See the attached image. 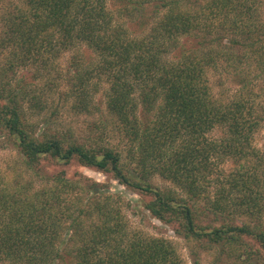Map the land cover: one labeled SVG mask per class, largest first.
I'll use <instances>...</instances> for the list:
<instances>
[{"label":"trees","instance_id":"trees-1","mask_svg":"<svg viewBox=\"0 0 264 264\" xmlns=\"http://www.w3.org/2000/svg\"><path fill=\"white\" fill-rule=\"evenodd\" d=\"M117 2L111 8L108 0H21L0 14L4 73L27 65L51 73L50 61L70 49L74 70L57 91L61 105L89 113V94L97 90L91 81L106 79L110 118L101 142L80 141L48 119L29 117L49 108L54 79H0V135L29 170L0 179V264H184L169 240L129 228L117 193L47 169L72 160L146 194V209L202 251L262 264L264 151L252 135L264 109L255 107L248 73L226 102L214 96L207 76L228 60L253 65L264 77L261 0ZM127 18H138L144 32L131 33ZM83 47L91 52L86 62ZM218 127L220 136L209 135ZM105 131L117 143H103ZM154 175L176 188L155 186Z\"/></svg>","mask_w":264,"mask_h":264},{"label":"rangeland","instance_id":"rangeland-1","mask_svg":"<svg viewBox=\"0 0 264 264\" xmlns=\"http://www.w3.org/2000/svg\"><path fill=\"white\" fill-rule=\"evenodd\" d=\"M12 2L21 3V0H0V14L9 4L11 5ZM108 3L111 8H116L118 6L117 0H108ZM261 3L262 5L260 11H258V15L261 17L260 20L264 22V0H261ZM137 19L132 20L127 18L125 22L131 33L141 34L144 30L140 28ZM187 42L192 43L189 40ZM6 52L7 50H0V79H8L7 75H10L17 79L19 78L18 81L21 84L32 81L43 84L54 79V81L50 83L51 88L48 90L50 93L47 95L49 108L42 111L39 115H29L31 121L42 122L48 119L51 122L52 128H57L59 132L63 131L66 134V131L69 130L72 131L80 141L92 139V142H95V139L101 142L100 135L103 133V128L105 124L109 125L110 123V118L105 106V92L108 90V82L106 79L97 80L93 78L91 81V83L94 84L97 81V90L89 94L92 101V111L89 113L74 112L68 108V105H61L62 98H59V94H57V91L66 89L70 78L69 70H74L73 66L69 67L70 57L72 55L70 49L61 51L50 61L51 73L41 69V67L27 65L24 67H17L14 73L8 72L6 74L2 70V63L5 62ZM79 53L83 54V61L86 62L91 52L88 48L83 47L80 48ZM244 73H248L253 79V82L250 83V88H252L253 91L255 107L257 109H264V77L257 75L253 65L247 67V65H241L234 61L223 60L211 66L207 70V76L212 93L216 98L222 99V101L225 102L233 99L236 96V91L238 92L240 87L237 85V81ZM47 85L48 84L44 85L45 88H47ZM52 106L54 109L58 110L54 115L50 112ZM221 131L222 128L218 127L213 129L209 135L218 137L222 134ZM108 135L107 131H105L101 136L103 138V143H108L110 145L117 143L116 137ZM252 139L254 145L264 151V119L260 123L259 128L252 135ZM231 164V161L228 160L223 164V167L227 168L228 165L231 166ZM43 165L49 166L47 161H44ZM47 169L49 171H60L63 169L68 177L77 178L81 175L99 181L102 185H105V188L117 193L120 196L122 212L126 217L129 228L132 231L169 240L176 248L184 264H213L215 258L218 259L217 264L237 263L233 262V259L225 254L219 255L217 251L204 252L201 248L195 247V243L177 234L173 225L164 223L155 218L146 209L145 203L149 199L146 194L132 191L128 187L120 184L109 173H104L94 167L82 165L77 160H72L67 164H61L56 167L53 166V168L48 167ZM13 171L29 170L24 169L19 163L17 159V150L13 147L10 139L0 135V179L3 181L11 180L13 175H16ZM151 181L155 186L160 188H176L171 181L159 175H154ZM35 183L37 187L39 184L38 182ZM262 264H264V261Z\"/></svg>","mask_w":264,"mask_h":264}]
</instances>
